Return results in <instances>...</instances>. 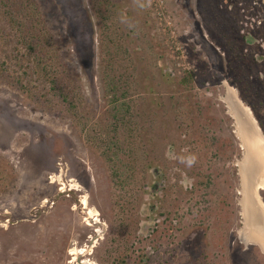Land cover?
<instances>
[{"label":"rangeland","instance_id":"374dc122","mask_svg":"<svg viewBox=\"0 0 264 264\" xmlns=\"http://www.w3.org/2000/svg\"><path fill=\"white\" fill-rule=\"evenodd\" d=\"M35 1L62 81L75 78L78 113L71 117L51 92L47 104L37 74L31 96L16 83L18 66L0 73V264H264L245 224L252 151L236 119L247 115L264 136V0H163L164 20L150 0ZM96 6L112 13L105 27ZM232 29L256 42L230 50ZM106 49L121 55L134 87L128 99L139 131L127 138L121 127L119 138L139 152L121 155L122 167L137 155L144 165L126 214L114 205L121 197L101 155L106 147L89 142L92 123L109 108ZM241 56L247 61L236 63ZM239 72L259 83H241ZM185 75L188 86L179 82ZM189 155L191 167L180 161ZM263 188L255 189L262 208Z\"/></svg>","mask_w":264,"mask_h":264},{"label":"trees","instance_id":"16d2710c","mask_svg":"<svg viewBox=\"0 0 264 264\" xmlns=\"http://www.w3.org/2000/svg\"><path fill=\"white\" fill-rule=\"evenodd\" d=\"M0 13L2 15V19H0V40H2L4 44L0 51L5 57V59L0 60V73H4L6 69L11 67L10 65H12V67L18 66L21 72L16 74V83H19L21 90L31 96L35 94V91L38 89L36 85L33 88L30 84L32 82V76L37 74L40 81L43 80L41 88L38 89L41 94L40 97L44 98V101L48 104L51 102V97L47 95L54 93L58 99L57 101L61 100L64 102L69 115H71V117H76L78 113L76 102L79 100L77 101V99L74 98L76 93L72 92L74 91L72 90L73 88L70 89V86L74 85L75 78L69 73L68 78L64 77V81L67 82L62 81L64 65L58 60L59 52L57 50V45L51 40L52 34L50 30L43 25L38 3L35 0H0ZM95 13L105 27L106 21L109 20L108 17L111 18L110 15H112V13H110L109 10L105 13L100 10L98 6H96ZM232 34L237 44L233 46V41L231 40V42L228 41V47L232 51L236 49V53H239L241 49L243 51L244 45L249 42H256V37L250 34L249 36L248 34L240 36L238 29H232L230 35ZM257 56L258 55H255L254 60L260 57ZM120 57L121 55L117 52L113 54L112 51L108 49L104 51L103 61L105 62L102 70V79L109 108L106 111L105 118L95 120V122L92 123L94 136L89 142L91 143L90 145H100L101 142H103L106 147L103 151L101 150V155L109 164L112 191L119 193L118 196L121 197L118 199L117 203H115L116 197H113L114 205L117 206V210L118 208L122 210H119L121 214H126L127 210H130V212L132 210V204L130 200H128V192H133L135 190L137 192L140 189L139 184L143 180L141 177L139 178L136 171L139 169L143 170L144 165L139 162V156L137 155L132 164H128L124 166V168L122 167V163L124 165V160L121 155H126L130 152L137 153L139 151L137 147L125 146V140L119 138L121 134L120 129L121 127L124 128L125 132H128L126 135L127 138H130L137 136L139 127L137 125L138 123L134 122L132 101L128 99L132 88H134L133 81H129V79L124 77L125 70L123 66L118 63ZM244 57L245 56H241L240 59H237L236 63L247 61V58L244 60ZM237 69L241 70V68ZM239 73L241 75L239 79L241 83H252L255 85L259 83L257 75H248L243 72ZM28 77L31 78L28 79ZM191 80V77L185 75L181 77L179 82L180 85L188 86ZM24 81H26V83H24ZM46 88L49 89L47 90ZM260 124L262 125V122H260ZM132 132L135 133L133 134ZM127 148L129 150H127ZM135 163L137 165H135ZM143 172L144 171L140 174H145V172ZM206 183L210 184L211 182L209 180V182L206 181ZM134 187H136V189ZM208 187L209 186H206V188ZM120 222H122V220ZM126 228L123 227L124 230H126ZM127 239L129 238L127 237L126 240Z\"/></svg>","mask_w":264,"mask_h":264},{"label":"bare ground","instance_id":"6f19581e","mask_svg":"<svg viewBox=\"0 0 264 264\" xmlns=\"http://www.w3.org/2000/svg\"><path fill=\"white\" fill-rule=\"evenodd\" d=\"M227 99L231 101V95L229 94ZM233 103V102H232ZM240 102L237 101V105L241 108V105L239 104ZM229 104V103H228ZM243 110L246 111V113L249 114V110L248 108L243 107ZM239 112V111H238ZM243 114V112H242ZM238 115H236L237 117ZM244 116V117H243ZM239 115L236 119H237V124H240L239 119L242 118V120L244 121L245 119H249L245 114L244 115ZM247 129L251 130V128L254 125V123H250V119L247 122ZM257 124V123H256ZM238 126V125H237ZM256 127V126H255ZM239 126H238V130H239ZM252 132H255V130H251ZM250 131V138H256L254 136V134ZM245 140V139H244ZM255 140V139H254ZM246 142V141H245ZM257 143H262L261 141L257 140ZM255 143V144H257ZM260 144L259 147H260ZM264 144V142H263ZM249 145V144H247ZM261 146H264L261 144ZM261 149V147H260ZM252 151V157H251V162L249 164L248 167V172L246 173V181H245V187H246V193H245V208H246V212L244 213L246 218H245V224L248 226H250L249 229V236L251 234L252 238L256 241H259V243L261 244V246L264 249V215L261 213L260 209L264 212V207L262 208V206L259 204V201L255 198V188H251V186L253 187V183L255 182L256 178H261L259 181L260 184L263 183L264 185V173L261 176L262 172L264 171V163L263 160L261 158V156L259 155V148L257 147V145H255V148L251 149ZM261 151H263L261 149ZM258 153V154H257ZM264 153V152H263ZM248 154V152H247ZM262 155V154H261ZM247 170V169H246ZM257 180V181H258ZM259 183V182H258ZM255 185V184H254ZM255 187V186H254ZM264 187V186H263ZM262 187V188H263ZM264 189V188H263ZM253 190V197L251 196L250 192ZM256 196L260 199L259 195L256 192ZM261 202V201H260ZM262 203V202H261ZM260 207V208H259ZM248 229V228H247ZM246 233V232H245ZM251 238V237H250Z\"/></svg>","mask_w":264,"mask_h":264},{"label":"water","instance_id":"95a60500","mask_svg":"<svg viewBox=\"0 0 264 264\" xmlns=\"http://www.w3.org/2000/svg\"><path fill=\"white\" fill-rule=\"evenodd\" d=\"M248 110H249V113L252 115V111L250 110V108H248ZM253 116V115H252ZM239 123H240V125L238 124V126H239V128H240V130H242V133H243V138H246V142L244 141V144H246L247 145V143L249 144L248 145V147H249V149L251 150V148H255V143H257V139L259 140V141H261V142H264V136H263V134L259 131V127H258V124H256V127L255 126H253L252 128H251V130H255V132H252L251 130H248L247 129V122L249 121V119L247 120V119H245L244 121L242 120V118L241 119H239ZM255 123H256V121H255ZM250 131L254 134V136L256 137V138H250ZM244 140V139H243ZM258 179L256 178V180H255V185H254V183H253V187L251 186V188H255L256 190L257 189H259V187H263V183L262 184H260V186L257 184L259 181H257ZM260 180V179H259ZM264 182V181H263ZM255 186V187H254ZM250 194H251V196L253 197V190L250 192Z\"/></svg>","mask_w":264,"mask_h":264},{"label":"built area","instance_id":"2783aa9c","mask_svg":"<svg viewBox=\"0 0 264 264\" xmlns=\"http://www.w3.org/2000/svg\"><path fill=\"white\" fill-rule=\"evenodd\" d=\"M150 4V9L153 11L152 15L158 20H164L165 6L163 0H150Z\"/></svg>","mask_w":264,"mask_h":264},{"label":"clouds","instance_id":"9594fccd","mask_svg":"<svg viewBox=\"0 0 264 264\" xmlns=\"http://www.w3.org/2000/svg\"><path fill=\"white\" fill-rule=\"evenodd\" d=\"M141 7H143V5H141ZM122 22H126V21L122 20ZM180 161L181 163H185L188 167H191L196 162V157L195 155L180 157Z\"/></svg>","mask_w":264,"mask_h":264}]
</instances>
